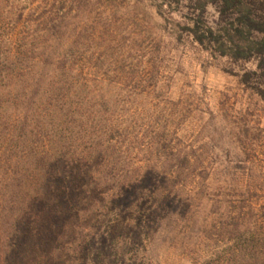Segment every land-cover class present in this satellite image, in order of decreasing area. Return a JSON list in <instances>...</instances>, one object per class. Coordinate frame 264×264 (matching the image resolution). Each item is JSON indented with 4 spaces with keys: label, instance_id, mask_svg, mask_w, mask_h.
Segmentation results:
<instances>
[{
    "label": "rangeland",
    "instance_id": "rangeland-1",
    "mask_svg": "<svg viewBox=\"0 0 264 264\" xmlns=\"http://www.w3.org/2000/svg\"><path fill=\"white\" fill-rule=\"evenodd\" d=\"M183 15L171 0H0L1 38L61 30L75 51L70 114L26 139L0 130L21 181L0 182V264H264V105Z\"/></svg>",
    "mask_w": 264,
    "mask_h": 264
},
{
    "label": "trees",
    "instance_id": "trees-1",
    "mask_svg": "<svg viewBox=\"0 0 264 264\" xmlns=\"http://www.w3.org/2000/svg\"><path fill=\"white\" fill-rule=\"evenodd\" d=\"M171 1L188 21L182 30L212 58L224 59L229 66L238 68L229 73L264 105V0ZM62 34L61 30L24 28L22 32L12 30L6 37H0V130L7 124L12 128L21 125L22 130L17 136L4 134L6 138L26 139L28 123L32 120L39 123V117L47 112L51 117L52 109L60 115L65 107L70 108L67 114L72 111L71 99L67 103L71 93L67 90V77L71 70L65 53L75 51L71 48L65 51ZM39 36L40 45L35 43ZM248 64L253 67L247 68ZM11 109L14 115L5 118L2 112ZM2 156V161L7 159ZM17 159H7L6 179L0 182L21 184L11 171ZM14 197L9 200L16 202Z\"/></svg>",
    "mask_w": 264,
    "mask_h": 264
}]
</instances>
